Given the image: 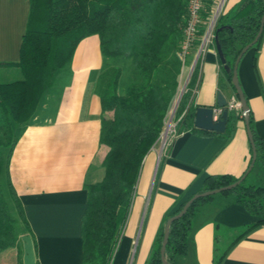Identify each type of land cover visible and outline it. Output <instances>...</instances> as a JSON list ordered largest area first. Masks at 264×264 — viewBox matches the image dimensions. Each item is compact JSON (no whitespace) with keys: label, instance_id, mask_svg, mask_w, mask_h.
<instances>
[{"label":"crops","instance_id":"0c3cea01","mask_svg":"<svg viewBox=\"0 0 264 264\" xmlns=\"http://www.w3.org/2000/svg\"><path fill=\"white\" fill-rule=\"evenodd\" d=\"M243 1L225 0L222 13L232 16ZM28 12V0H0V68L18 69L9 63L19 60ZM200 43L198 37L189 53V66ZM106 63L97 35L78 43L66 81L45 92L0 175L10 212V204L15 206L8 178L27 221L25 225L19 219L23 228L18 233L14 230L21 264H80L86 184L102 179L108 149L99 142L101 106L96 92V80ZM194 68L199 80L193 96L196 107H217L219 91L226 101L238 99L229 85L221 86L224 68L214 43L205 46ZM191 73L190 67L182 65L180 80L183 75L189 79ZM237 76L254 129L264 144V26L259 46L241 56ZM251 154L244 120H237L230 137L188 130L173 137L159 157L150 149L109 264H147L164 218L196 193L207 175L240 176ZM250 178L259 183L262 176L255 169ZM258 220L233 196L213 195L198 206L187 251L175 258V264H214L216 250L225 251L220 264H264V224L242 235L245 226ZM14 258L15 252L0 250V264H12Z\"/></svg>","mask_w":264,"mask_h":264},{"label":"trees","instance_id":"16d2710c","mask_svg":"<svg viewBox=\"0 0 264 264\" xmlns=\"http://www.w3.org/2000/svg\"><path fill=\"white\" fill-rule=\"evenodd\" d=\"M28 2V19L21 38L19 60L9 63L18 68L21 78L0 82V175L6 171L16 141L37 112L45 92L53 86L56 75L70 70L73 54L82 39L97 35L100 52L106 61L116 58L130 60L139 73L138 80L130 83L123 94L117 91L122 72L119 66H106L96 80L101 106L99 142L108 149L102 160V179L86 184L80 264H109L135 195L143 159L162 133L178 91L183 65L179 47L187 0ZM214 2L205 0L203 4L198 37L205 30ZM263 12V0H244L232 16L222 13L215 22L213 43L218 42L225 63L230 67L228 72L223 70L221 86L229 85L234 93L231 77L235 59L255 38ZM261 37L262 33L249 49H256ZM198 81V70L194 68L175 110V118H179L176 134L189 130L203 135L230 137L237 120L244 119L228 110L227 102L223 106V111L227 112L224 132L201 130L194 126L193 116L197 107L193 104V96ZM249 126L256 151L254 165L238 185L220 192L233 196L235 202L259 217L256 223L244 227L242 235L264 224V144L254 129L250 111ZM255 169L262 178L259 183H248L247 179ZM240 176L207 175L197 192L231 184ZM7 184L18 218L27 225L9 178ZM212 198L213 195H208L193 201L184 214L170 224L164 253L168 264H175V258L186 253L192 219L198 206ZM187 199L162 221L147 264H163L160 247L165 222L181 210ZM14 223L15 218L0 185V250L15 252L12 264H21ZM224 255L225 251L218 253L216 250L214 264H220Z\"/></svg>","mask_w":264,"mask_h":264},{"label":"water","instance_id":"95a60500","mask_svg":"<svg viewBox=\"0 0 264 264\" xmlns=\"http://www.w3.org/2000/svg\"><path fill=\"white\" fill-rule=\"evenodd\" d=\"M263 4H264V0H263ZM263 26H264V12L263 15L261 17V22H260V27L259 30L255 36V38L248 43L239 53V55L236 57L234 65H233V69H232V77H231V82L235 88V93L237 95L238 101H239V106L242 110L243 113V119H244V123H245V128H246V132H247V136L249 139V143L251 146V162L249 164V166L247 167V169L245 170V172L233 183L219 187V188H215V189H211V190H207L204 192H197L194 193L190 198H188L185 203L183 204L181 210L177 213L174 214L172 216H170L169 218H167L166 222H165V226H164V233H163V239H162V243H161V247H160V258L163 264H168L165 260L164 257V253H165V246L168 240V231H169V226L170 224L177 220L179 217H181L184 212L186 211V209L188 208V206L195 200H197L200 197H205L208 195H215L217 193L223 192V191H228L232 188H234L236 185H238L245 177L246 175L249 173V171L252 169L254 162H255V158H256V151H255V145H254V141H253V137H252V133L250 130V126H249V108L246 102V98L244 96V93L240 87L239 81H238V76H237V65L238 62L241 58V56L258 40V38L260 37L262 30H263ZM215 47H216V51L218 53V56L220 58L221 63L223 64V68L225 71H230V67L228 64L225 63V59L223 57V53L221 50L220 45L218 44L217 41H215ZM226 98L223 96V94L219 91L217 92L216 95V106L217 107H223L224 105H226ZM212 106H199L195 109L194 111V116H193V120H194V126L198 129L201 130H211V131H216V132H224L225 131V126H226V118H227V112L226 111H222L220 118L217 121L213 120V111Z\"/></svg>","mask_w":264,"mask_h":264},{"label":"built area","instance_id":"2783aa9c","mask_svg":"<svg viewBox=\"0 0 264 264\" xmlns=\"http://www.w3.org/2000/svg\"><path fill=\"white\" fill-rule=\"evenodd\" d=\"M224 1L225 0H215L214 2L213 10L206 22L205 30L202 36L200 37L201 43H200L198 52L196 54L195 60L193 61L192 65L189 66L190 72L193 71L196 62L199 59L200 53L205 48V46L213 43L215 22L218 16L222 14ZM204 2L205 0H187L186 18H185V22L182 28V36H181L180 47H179V55L182 59L183 65L185 63L186 57L191 52L198 38L197 32L202 22L201 13H202V7H203ZM187 81H188V78L185 80V83L181 91L178 93V95L174 99L175 109L186 87ZM226 107L228 110L234 111L238 116H243L242 110L239 106V101L235 97H232L227 101ZM175 109H174V112H175ZM213 111H214L213 120L217 121L220 118V115L223 111V107H214ZM174 114L175 113L171 115V119L166 124L165 129L161 133L163 145H165V147L170 143L171 139L177 135L176 128H177V123H178L179 118L175 119Z\"/></svg>","mask_w":264,"mask_h":264},{"label":"rangeland","instance_id":"374dc122","mask_svg":"<svg viewBox=\"0 0 264 264\" xmlns=\"http://www.w3.org/2000/svg\"><path fill=\"white\" fill-rule=\"evenodd\" d=\"M106 62L107 63H106L105 66H119L121 68L122 72H121V75L119 77V81H118V85H117L118 93H120V94L125 93L127 86L130 83L138 80L139 73H138L137 69L135 68V66L131 63L130 60L124 61L121 58H116V59H108ZM189 65H190V56L188 55L186 57L184 66L185 67H189ZM19 78H21V73H20V71L18 69H15V68H12V67H2V68H0V82L12 81V80L19 79ZM66 79H67V70H63L58 75H56V77L54 79L53 87L55 88V87H58L59 85L63 84L66 81ZM186 79H187L186 75L185 76L183 75L181 80H180V84H179L176 96L181 91ZM176 96L174 97V99L176 98ZM174 109H175V104H174V100H173L172 103H171L170 109L168 111V114H167V118H166V121H165L164 129L166 127V124L171 119V115L173 113H175ZM174 117H175V114H174ZM0 122H1V115H0ZM165 148L166 147H165V145H163L162 137H161V134H160L159 138L156 140L154 145L151 147V150L152 149L155 150L156 153L158 154V157H159L160 153L163 152V150ZM247 182L248 183H252V178L249 177L247 179ZM0 183L2 184V187L4 188V192H5V195H6L5 197H7V200L10 202V198L8 196V193H7L6 189H5V181L2 178L0 179ZM135 193H136V191H135ZM10 209H11L12 216L15 218L14 230H15V233H18L23 228V225H22L21 221L18 218L17 212L15 211V209H13V206L11 204H10Z\"/></svg>","mask_w":264,"mask_h":264}]
</instances>
